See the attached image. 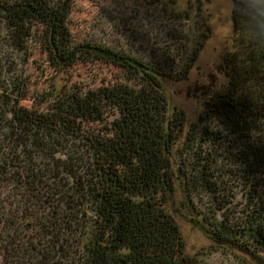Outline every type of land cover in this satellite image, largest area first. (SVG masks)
Instances as JSON below:
<instances>
[{"label": "trees", "instance_id": "trees-1", "mask_svg": "<svg viewBox=\"0 0 264 264\" xmlns=\"http://www.w3.org/2000/svg\"><path fill=\"white\" fill-rule=\"evenodd\" d=\"M70 1L0 0L4 42L26 54L39 35L56 68L92 59L136 88L103 132L85 137L26 109V73L6 79L0 60V183L22 191L21 211L8 220L14 232H44L26 242L31 262L194 264L171 211L179 189L217 240L264 253V46L233 11L228 82L189 123L183 110L171 113L163 79L185 80L196 66L212 33L203 1L155 0L164 11L157 36L117 47L76 42ZM142 17L130 13L135 22L122 26L138 29Z\"/></svg>", "mask_w": 264, "mask_h": 264}, {"label": "rangeland", "instance_id": "rangeland-1", "mask_svg": "<svg viewBox=\"0 0 264 264\" xmlns=\"http://www.w3.org/2000/svg\"><path fill=\"white\" fill-rule=\"evenodd\" d=\"M186 1L181 0L179 5L185 6ZM202 1L207 8L205 14L211 15V36L187 79H163L171 113L175 109L183 110L189 123L199 120L201 113L207 109L206 102L228 82L225 56L233 51L235 37L232 0ZM154 2L155 0H71V37L76 42L93 38L113 47L130 42L138 45L140 40L137 36L148 38L157 36L160 32L158 27L162 23L164 11L160 7L161 13L157 14L159 7L156 8ZM138 10L139 16H143L138 23L141 29L126 25L129 31L125 30L122 22H135L129 17L130 13ZM4 34L0 28L2 70L6 79L26 73L24 80L29 98L22 101L25 108L42 112L46 117L53 118L58 125L68 123L69 130L82 136L92 137L103 132L134 90L132 81L118 69L92 59L56 68L48 60L39 35L30 41L26 54H13L11 47L4 42ZM16 62L18 70L13 72ZM88 110L93 112L87 113ZM0 184V264H34L29 258L27 248L30 246L26 242L35 243V239L44 232L19 227L14 232L8 220L21 211L22 191L16 185ZM240 188L242 190L243 187L240 185ZM240 188L238 187L239 190ZM241 197L242 195L237 194L234 202ZM185 204L184 192L179 189L177 196L171 201V211L185 237L187 256L191 262L264 264V253L217 240L203 218L196 217Z\"/></svg>", "mask_w": 264, "mask_h": 264}, {"label": "clouds", "instance_id": "clouds-1", "mask_svg": "<svg viewBox=\"0 0 264 264\" xmlns=\"http://www.w3.org/2000/svg\"><path fill=\"white\" fill-rule=\"evenodd\" d=\"M232 4L238 24L241 26L243 22L252 41L264 46V39L261 38V28L264 27V0H232Z\"/></svg>", "mask_w": 264, "mask_h": 264}]
</instances>
